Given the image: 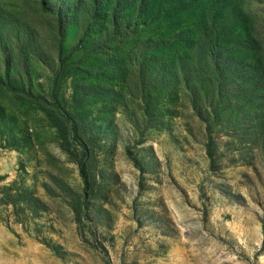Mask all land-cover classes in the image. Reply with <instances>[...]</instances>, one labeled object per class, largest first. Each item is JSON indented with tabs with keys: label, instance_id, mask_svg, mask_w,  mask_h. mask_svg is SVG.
<instances>
[{
	"label": "rangeland",
	"instance_id": "374dc122",
	"mask_svg": "<svg viewBox=\"0 0 264 264\" xmlns=\"http://www.w3.org/2000/svg\"><path fill=\"white\" fill-rule=\"evenodd\" d=\"M218 1L262 69L264 0ZM150 3L0 0V264H264V88L207 100L208 11Z\"/></svg>",
	"mask_w": 264,
	"mask_h": 264
},
{
	"label": "trees",
	"instance_id": "16d2710c",
	"mask_svg": "<svg viewBox=\"0 0 264 264\" xmlns=\"http://www.w3.org/2000/svg\"><path fill=\"white\" fill-rule=\"evenodd\" d=\"M123 1L117 0V4H122ZM216 1L219 2L218 0ZM216 1L205 0L203 4L202 0H157V2H164L167 9H176L178 12H194L198 9L208 11V14H204L203 12L198 16L196 24L198 33H195L191 40L188 39L190 45L193 47L197 46L200 51L199 58L193 59V64L204 62V65L207 66L208 74L206 75L208 77L206 79L204 78V81L200 83L201 87H207V89L214 91V95L208 94L209 97L207 100H213L211 97L217 98L218 100L221 97L224 98L225 93L223 90L225 89L224 86L230 73L234 71L239 72L244 66L252 70L255 74H258V72L262 74V76L257 75V77H254V73H252L253 77L249 82H253L254 91L263 89L264 66H262V69H259L256 67L255 62L253 64L251 63V61H255L258 55L261 54L260 42L251 35L235 33V31L231 30V21L228 18L227 20L224 19L217 11L211 13V6L217 7ZM150 2L152 0H141L140 6L146 8L151 4ZM207 2L211 4L208 5ZM202 6L205 7L202 8ZM220 10L225 12L224 9L220 8ZM191 84L194 90L197 89L194 82ZM194 95L196 96V93ZM257 100L260 108H262L264 105V97L259 96ZM216 102L220 103L219 101L213 103ZM208 106L211 107L210 105ZM209 137L211 138V136ZM82 176L87 181V175L84 169L82 170Z\"/></svg>",
	"mask_w": 264,
	"mask_h": 264
}]
</instances>
